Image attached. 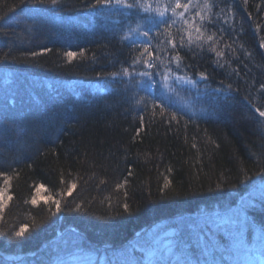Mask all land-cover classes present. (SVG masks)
<instances>
[{"label":"trees","instance_id":"16d2710c","mask_svg":"<svg viewBox=\"0 0 264 264\" xmlns=\"http://www.w3.org/2000/svg\"><path fill=\"white\" fill-rule=\"evenodd\" d=\"M146 2L155 8L174 0ZM210 3L204 39L215 33L223 57L203 40L202 47H189L185 39L183 48L172 50L169 34L178 44L187 31L193 39L199 34L170 11L176 23L168 28L154 26L160 19L155 12L97 0H0V187L11 177L13 197L0 219L1 264L62 261L67 254L66 264H92L83 255L87 250L98 264H110L106 251L146 238L161 221L215 220L259 190L264 0ZM197 11L185 18L199 24ZM137 27L139 32L129 31ZM143 31L152 37L150 59L157 67L147 68L146 54L140 56ZM67 52L76 56L69 60ZM177 52L179 67L169 63ZM166 68L195 85L172 79L169 91L161 77ZM144 71L153 73L151 81L138 75ZM153 101L166 110L154 109ZM251 198L250 232H264V199ZM22 226L28 231L17 237ZM187 233H176L182 258L196 252ZM233 233L241 240L238 228ZM203 241L193 244L207 249V264L227 263L225 247L219 250L206 235ZM78 247L82 251L71 254Z\"/></svg>","mask_w":264,"mask_h":264},{"label":"rangeland","instance_id":"374dc122","mask_svg":"<svg viewBox=\"0 0 264 264\" xmlns=\"http://www.w3.org/2000/svg\"><path fill=\"white\" fill-rule=\"evenodd\" d=\"M255 195L264 199V181L258 191L220 218L212 220L188 217L183 218L181 221L177 217L173 220L161 221L147 233L146 238L137 239L130 244L121 246L118 251L117 249L106 251V255L103 256L110 261V264H207V249L203 246L196 247L198 242H204V235H206L209 238L212 237L213 244L219 250L222 251L224 247L226 248L224 253L226 264H264V232L260 229L250 232L251 226L246 213L249 208L248 202L252 204L251 197ZM185 221L187 223H181ZM191 221L194 223H191ZM194 227L200 230L201 233L198 234L197 229L194 230ZM235 228L239 229L242 236L241 240H238L239 238H236L235 233H233ZM179 229L187 230V234L191 235L193 243H196H192L196 250L195 256L182 258L178 255L175 238ZM76 251H80L79 247L76 250L74 249L71 254ZM83 255H90L92 264L100 263L97 258L94 259L97 255H91L89 250L84 252ZM66 257L69 260L62 255L64 259L62 261L47 258L40 261L41 264H66L67 261H70L71 255L67 254Z\"/></svg>","mask_w":264,"mask_h":264},{"label":"snow or ice","instance_id":"6c2138e0","mask_svg":"<svg viewBox=\"0 0 264 264\" xmlns=\"http://www.w3.org/2000/svg\"><path fill=\"white\" fill-rule=\"evenodd\" d=\"M42 2V0H41ZM52 5H56L58 3V0H50ZM245 3H247V0H245ZM97 4L98 5H103V6H108V5H117V6H121V7H127V8H132V7H137L140 8L142 11L145 12H155V14L160 17V19L158 21H156V24L154 26H159L161 24L166 25L168 28H170L172 26V24L176 23V20H171V17L167 16V13L170 11L173 17H178L180 19L184 20L185 24L189 25L190 29L194 28L195 33H198L199 35L195 36V39H193V33L192 31H187L186 32V36L185 35H181L180 40H179V44L177 43V41L175 40V38L171 37V34H169V37L167 38V44L170 45L172 50H176L177 47L183 48L185 46V39H187V43L188 46L191 47L193 45L194 42H196V46L197 47H202V45L200 43H198L199 41L203 40L204 44H209V50L210 51H216L215 48V44L218 43L219 41L216 40V34L212 33L207 35L206 39H204V33L207 31L206 28H203V24L204 21L207 19L209 23H212L211 20V13H212V8L214 7V5L212 3H210V0H204L203 5L201 6L199 4V0H187L186 3H182L181 0H174V3H168V4H164V5H157L155 8H153L151 3H147L146 0L145 2H142V0H135V3H128V0H97ZM95 6V5H93ZM163 7V11L160 10V8ZM192 8H198L199 11H197L195 13L196 17H199V21L200 23L197 24L196 20L193 19H188L185 18V13L190 12V10ZM177 9H183V11L181 12H177ZM205 13V14H202ZM169 20H171V24L169 23ZM227 21H225L226 23ZM257 28H259V25H257ZM203 29V30H202ZM130 32H139V27H137L136 29H130ZM141 35H143L144 37L147 38V40L145 42H142L143 44V51L140 53V56H145L146 54V58L143 60V63L145 64V66L147 68H154L157 67L156 64H154L152 62V60L150 59L153 55L152 51H150V45H151V39L152 37L150 36L149 31H143L142 33H140ZM158 35H163V33L158 32ZM130 37L128 35H125L123 37V39H129ZM222 39V37H221ZM135 43V42H133ZM163 43V41H162ZM227 47H230V45H228ZM261 47H264V42L261 43ZM35 55V53L33 54ZM65 55L69 58V60L73 59L76 56V53L74 52H67L65 53ZM216 55L217 57H223L224 56V52L223 51H216ZM156 60H160L159 55H157L155 57ZM182 60V57L179 55V53L177 52L175 56L172 57V60L169 61V63L171 62H175L177 67L180 66V62ZM140 60L139 58H137V60L133 61V63H139ZM122 74L125 76H131L132 74L128 71V69H123L122 70ZM118 75L117 73L113 74ZM139 76L141 77H147L149 81L152 80L153 78V73L148 72V71H144V72H140L138 73ZM202 79H206L205 75L203 73L200 74ZM161 77H162V83L163 85L169 90L172 91V86L169 84V81L174 79L177 83H190L195 85L196 81L185 78L183 76L180 75H176L174 73H172V69L171 68H166V70L164 72L161 73ZM229 87H231V85H229ZM261 88H264V85H261ZM160 99L163 101L164 97H160ZM143 100V98H142ZM160 108L161 113H163L166 109L163 106V104L161 105H157L155 103V101H153V108ZM257 112H259V115L264 117V111H260L259 108L256 109ZM175 114L172 115V119H175ZM193 147H195V145H193ZM5 175L4 173L0 172V176ZM10 180L11 177H6L3 181V185L4 187H0V219L3 218V214H4V209L7 208L8 204L7 202L12 200V195H9V187H10ZM63 182V181H62ZM168 185L166 184L165 187H167ZM76 184L73 183L71 185V187L68 188V194L71 195V192L73 191V189H75ZM44 185H39L38 188L36 189L37 192L40 191V189H43ZM49 199H51V197H49ZM33 204L37 203V200L35 198L32 199L31 201ZM47 202V201H45ZM55 206H56V210L59 211L60 210V202L59 200H55L53 201ZM125 208L127 210V205H125ZM28 231V227L27 226H22L20 228L19 231L15 232V235L17 237H23L25 235V233Z\"/></svg>","mask_w":264,"mask_h":264}]
</instances>
